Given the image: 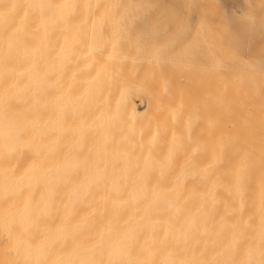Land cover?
Here are the masks:
<instances>
[{
    "label": "bare ground",
    "instance_id": "6f19581e",
    "mask_svg": "<svg viewBox=\"0 0 264 264\" xmlns=\"http://www.w3.org/2000/svg\"><path fill=\"white\" fill-rule=\"evenodd\" d=\"M249 11L234 57L178 0H0V231L18 264H264V0ZM175 26L176 61L154 32Z\"/></svg>",
    "mask_w": 264,
    "mask_h": 264
},
{
    "label": "rangeland",
    "instance_id": "374dc122",
    "mask_svg": "<svg viewBox=\"0 0 264 264\" xmlns=\"http://www.w3.org/2000/svg\"><path fill=\"white\" fill-rule=\"evenodd\" d=\"M180 3L183 4H187V5H192L194 6L196 9L200 10L201 12H203L205 15H207L210 18V21L213 22V20H215L216 22H218V26L219 27H223L224 30L228 31L231 33V37L227 38L224 40V46L225 49L234 57H239V56H243L242 54V50L241 49H235L234 48V43H233V39L234 38H238L239 33L237 32V30H239L241 32L240 35V39L241 42H244V38L246 36L247 30V24L249 23V17H250V11H249V0H178ZM156 12H153V16L152 18L154 19H161L164 16H167L165 14V10L162 9H156ZM179 12V11H177ZM169 16V15H168ZM143 18H146L147 16H142ZM140 17V18H142ZM127 18H136V15H131L128 14ZM129 20V19H128ZM142 24V23H140ZM140 24H136V26H140ZM157 35L162 34L163 37V41L166 43V48L167 49H171L170 53L167 54L168 58H170L171 60L176 61L177 59L181 58V52L179 50L178 47V43L179 40L181 39L182 35H184L186 33V31H182L180 30L177 26L175 27H171L169 29H156L154 31ZM243 32V34H242ZM142 53L141 52H137L136 56H140ZM170 68L175 69L176 68L174 66H171ZM206 77H208L207 74L204 73H200L198 72L196 74V77L190 82V91H197L196 89L198 87H201L203 85V83L206 81ZM177 83V81L175 82ZM137 106L140 110L144 109V106L141 102L137 101ZM17 198H14V200ZM13 200V199H12ZM18 200V199H17ZM11 201V199H10ZM9 201V202H10ZM14 204H16L15 201H13ZM18 204L19 201H17ZM11 204V203H10ZM8 203V200H4L0 198V218L2 217L3 219H0V229L3 232V229L6 228V223L8 222V220L6 218H8L10 215H8V213H6L7 209H10ZM13 206V205H12ZM17 206V205H14ZM18 208V207H16ZM14 209V208H12ZM21 208L19 207V211H12L14 214H16V212H21L20 210ZM18 210V209H16ZM11 212V211H9ZM18 213L16 214V219L19 217ZM8 216V217H6ZM14 215H11L9 218H13ZM18 216V217H17ZM21 217V215H20ZM19 217V219H20ZM8 218V219H9ZM18 219V221H19ZM5 221L4 223L2 221ZM10 220V219H9ZM4 225V226H3ZM5 227V228H4ZM3 228V229H2ZM0 231V264H18L17 258L15 257L16 253H12L10 251L11 248H9V243L11 242L12 245V241L14 240L15 243H18V238L19 235L17 236H13V235H8L7 238L5 236V233L3 235V233H1ZM12 238L9 239V238ZM9 240V241H8ZM17 241V242H16ZM13 246V245H12ZM12 253V254H11ZM17 256V254H16ZM16 259V260H15Z\"/></svg>",
    "mask_w": 264,
    "mask_h": 264
}]
</instances>
